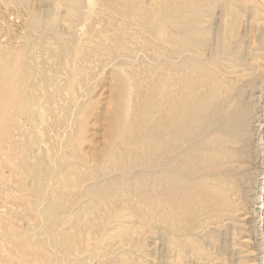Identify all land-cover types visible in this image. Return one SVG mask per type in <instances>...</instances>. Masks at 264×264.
Instances as JSON below:
<instances>
[{
  "label": "rangeland",
  "instance_id": "374dc122",
  "mask_svg": "<svg viewBox=\"0 0 264 264\" xmlns=\"http://www.w3.org/2000/svg\"><path fill=\"white\" fill-rule=\"evenodd\" d=\"M114 1H110L111 3L103 2L104 4H102L101 0V3H99V0H70L66 4L63 3V6L57 7L52 0H0V50H2L0 51V60H2L3 62L2 65L9 70L12 69L13 71H21L20 73L18 71L16 72L21 75L20 77L17 75L19 79V85L22 81L25 80V83L22 82L23 86L25 84L24 88L26 87V85V88H30L31 85H34L33 87H31H36L35 89L37 90L35 91L31 88L34 91L33 93L30 89V92H32L31 94L36 95L35 98L37 101L36 107L34 106V108H36L37 110L32 107L33 105L30 106V108L32 107L31 109L33 110H31L32 113L30 112L31 115H33V113L35 114L33 115V122L30 121V116H28L26 113L23 114L20 112L19 114L17 113V115L15 114V116L19 117H16V119L18 120L15 121V119H11V121L8 122V124H10L8 126V129L10 131L12 129V136L10 134L9 136L13 137L14 141L12 140V138L7 141L8 143L5 141L4 145H6H3L2 147L5 149H3L4 151H0V158L2 159H0V163L4 165L8 160V158H6V154H8L9 156L11 154V156H13L14 154L13 157H17L16 160L18 159L20 162L23 160V158L21 159L20 156H27L26 162L28 163V161H31L28 164H35L39 157L43 162L47 159V163H43V168H46L44 170L48 169L46 173L49 172V169L53 166V164H58L60 166H63V168L65 166H76V174L80 173L81 175H83V177H88V175L90 177V173L92 174L95 172L94 176H99L96 179V181L99 183L106 182L105 180L109 179L110 182L108 181L109 185L106 186V192L108 193V195L110 194L108 196L110 199L107 198L108 200H99V203H97V205L99 206L97 208L99 209L98 211L93 209L91 212H89V214H87L86 212L88 211V209H84L82 211L83 213H78L79 216L76 214V216H74L73 218L75 221H80L78 224L79 227H77L78 234L76 233V236L78 238L75 237V242H73V240L71 242L73 243V246H75V244H77L76 246H78V248L79 246H81V248L79 249L82 252L84 251V254H82L81 256V261L79 262L80 264H264V0H202L203 2L201 0H197V2H199L200 4L197 8L194 9H191L185 6V4H182V0H177V3L179 4L178 6L180 7H178L177 12L174 13L175 16L165 13L162 15V17L160 16L158 21H155V23L150 24L149 26L143 25L145 17L148 15V13H146L147 8L150 7L149 0H126L125 6L123 7V5H121L120 12H118L119 14H122L121 9L125 10L126 13L122 15H119L117 12L114 13L113 9L115 8L113 5V7L109 6L111 8H108V6L105 5H118V0L116 1V3ZM194 1L196 2V0ZM140 6L143 7V10L141 11L139 10V8L141 9ZM67 7L71 9L68 10ZM94 7L96 8L95 10H93ZM101 7L102 10L100 11L98 8ZM125 7H127V9ZM94 11H96V13ZM201 11L203 12L201 13ZM184 12L188 13L189 15L181 17ZM57 16L60 17L57 18ZM35 18L36 21H34ZM191 18H198L199 23L194 24L191 21ZM37 21L39 24L37 23ZM119 22L121 23V25ZM123 23L125 26L122 25ZM163 26H165V29L169 30V36H171L172 32H182L181 36L183 38V41L181 42V44H179L180 48L182 46L181 50L183 53L198 54V56L200 55V59L198 60L200 61L199 66L201 62L205 63L208 61V59H210L212 54L211 49L214 46H217L219 32L221 33L223 30L229 29L226 33L225 39L228 44L224 42V50L222 51L223 54L221 52V54L219 55L221 57L220 59H222L223 62L220 61V67H217L218 69H215L216 72L213 70V74H216V76L225 75V82L223 83L222 88L223 91H229L228 93L232 95L230 99L235 98L234 100L238 101L243 108H246L249 114L247 123L250 130V140L247 142V144L245 142V145L243 144V146L244 148L248 147L247 150H249L250 152H248L247 155L244 154L241 156V154H239L235 156L233 159H230V161H228L229 165L227 164L228 167L231 168L232 173L229 174V176L231 178V182L233 180L232 184L234 188L232 190L233 193L230 194V197L232 198L231 204L234 206V208L232 207V205H230L231 208H229L230 210L234 211V215H232V211H228V208L227 210L222 211V213L221 211L217 213L222 214L223 216L220 218V220H218V218L216 217L214 218L216 222L212 220V222L209 221L208 223L207 219L209 218L210 213L215 214L216 211L209 212L208 209L205 208L207 206V198L205 196H202V198L200 197V200H198L197 202V204H200L197 207L198 210H195V207L193 211H186L185 213H183L182 217H187L186 219H183L185 220V225H181L182 229L177 227L179 231L178 229L176 230V240L179 239L180 241H185V239L187 240V238L189 237V242L186 241L184 243V241H182V244L179 242V246L181 245V248L179 249L184 252V255H179L176 249L172 250V247H170V242L172 240L171 234L168 230H161V227L164 228L165 226L160 222L159 219H157V217L155 218V214L153 215V211L151 212L153 208H151L152 206H150L147 202L152 197L154 199H156L157 197L158 186L155 183L157 178V165L153 158L154 155H152L153 153H155V151L153 150H155L156 146L151 145V150L149 153L147 151L146 153H136V155H131L130 153L125 154L128 156H125L126 158L124 157V163H122L123 161L119 160V162L112 164L104 170H101V168L92 167L94 166V163L90 159V154L92 152L100 151L109 143L108 133L110 131V127L108 125L107 118L109 112L113 109L112 94L114 87L118 84L117 76L118 78L120 77L122 79L123 77L125 79V77L127 78V76H129L128 78L130 79V83L131 85H133L131 87H136H134L135 89H131V91L134 90L132 92V98L133 100H135L136 98L140 97V108L143 107L144 109V103L146 100L147 102L150 101L148 102L150 104L155 100L157 89L154 86L157 85V81L161 76H163V74H167V72L170 73L171 70L169 68H171L172 65L169 64H173L175 59L174 55H176L174 51V43L171 41V38L166 40L163 39V41H161L162 39L160 34H156L154 29L161 28ZM142 27L145 28L143 29ZM125 28L129 30V33L127 29L124 30ZM140 28L142 31L140 30ZM121 29L124 32L121 31ZM188 29L189 31H191V34H188V32H186V30ZM56 30H58V32ZM119 31L122 33H119ZM136 35H139V37H137ZM106 38H108L109 40ZM18 49L20 52L18 51ZM227 49L229 51L226 53ZM97 50L99 51V53ZM25 51L27 54H22L25 53ZM257 55L261 57H258ZM17 57L19 58V61L22 60L20 62V66H22L23 68L19 66ZM20 57L23 58L20 60ZM78 58L80 61L78 60ZM258 60L260 61L258 62ZM12 61H14L15 63ZM23 62L27 63V65ZM28 62L30 65H28ZM195 62H197V60ZM13 63L16 67H19V69L16 68ZM161 66L163 67L161 68ZM199 66L195 68H199ZM253 67L255 68V70ZM122 69L124 71H122ZM126 72L129 74H126ZM248 73L250 76L248 75ZM28 80H31V82H29ZM226 81L227 83L229 82L228 84L230 87L227 86L228 84H225ZM22 85H20V87ZM139 86L141 87L139 88ZM39 103L41 104L38 105ZM154 103L156 102L154 101ZM232 103H234V101ZM150 104H148L149 107L145 108L146 111H148V109L151 107L152 104ZM40 106L44 109H42V114L44 115H41ZM34 117L38 119H35ZM65 117H67V120ZM12 120L16 122V124ZM28 120L32 123H28ZM11 125H13V128ZM37 130L39 133L37 132ZM61 134L63 135L62 137ZM138 134L139 133L133 135L132 137L130 136V138H132V141H130L132 146L133 144H135V142H141V140L145 139L143 133L137 136ZM65 138L67 139V141L65 140ZM8 144L11 145V147ZM15 144L16 147L19 146L17 149L16 147H13L15 146ZM223 145L225 144H222L220 147H222ZM8 147L11 148V150ZM126 148L128 147L124 145L119 146V149L123 151H125ZM39 150L43 152L39 153ZM41 154H44L46 156H43ZM143 155L146 156V160L142 159ZM147 155H149L148 159ZM3 156L5 157L3 158ZM56 159L63 162L60 164V161H58V163ZM85 160H87V162H85ZM75 162L77 163L75 164ZM140 163H142V165ZM46 165L47 167L49 165V168H47ZM82 165H89L90 167H84L86 169L85 171L83 167V170L81 169ZM13 167L8 161L4 166L0 165V226H5L16 231H33V228L24 218V211L22 210L23 208L20 205L21 203L17 199H15L17 198L16 196L20 195L19 192L21 191L19 186L22 184L21 182L23 181V178H20L21 176L15 170L16 168ZM43 168L42 171H44ZM89 168H92L93 172ZM99 170H101L102 173ZM141 170L144 172L143 176L141 174H138V171ZM87 171H90L88 172L89 174L86 173ZM14 172H16V176L19 179H17V177L13 175L15 174ZM46 173L44 176H48L46 175ZM105 175L108 176L106 177V179H104ZM124 175L126 176V178L122 180L121 177ZM44 178L41 179L42 183L45 181L47 182V179ZM24 179H26V182L28 181L26 183L28 184V186L31 185V176H27L26 178L24 177ZM127 181L129 183H127ZM18 182L19 184H17ZM194 184L196 183L194 182ZM234 184L237 187H235ZM110 187H112L113 189ZM117 188L121 189L118 193L122 194H118L116 198L114 195V190ZM233 197L235 198V201H233ZM13 200H16V202H13ZM69 201L67 200L65 202L67 207L75 205L74 203L76 199H72ZM101 201H105V204H102ZM234 202H236V204ZM70 209L71 208H68V210ZM196 211L197 214L195 215ZM98 212L101 214H98ZM191 212H195L193 213L195 216L191 214ZM85 213L87 215H85ZM92 213H95L96 216L95 214H93V216H95L93 217ZM121 214L123 216L125 215V218L128 220V222H130L128 224L129 227H125L124 229L126 230L123 229L122 231L125 233H123L125 237L122 235V239L120 236V238H116L117 235L114 236L116 232H114L115 230L113 229V232H110L113 235V240L110 239L112 241L109 242L108 240H106L107 238L105 236H102L103 233H105L104 230L107 227H110L111 229L115 227L114 224L117 220H115L114 218L118 219ZM21 215L23 216V218ZM81 215L82 217L85 216V219H83ZM89 215L91 218L86 217ZM188 215H193L194 217H189ZM204 215L206 217H204ZM224 216H226V218L228 217L230 220H228V218L226 219ZM88 218L89 220L92 219V221H87L86 219ZM203 219H206V221H204ZM82 220L83 222L86 221L87 223L84 222V224H82ZM95 220L96 222L92 224V222ZM199 222L205 223L202 225ZM80 223L82 225H80ZM198 223L201 225H198ZM27 225L28 227H25ZM82 227L84 229H82ZM79 228L82 229V235H84L85 237L79 236L81 235V230ZM87 228L90 229L87 230ZM92 229H94L95 231L93 230V232ZM181 230H184L185 233L181 232ZM86 235L88 236V238L93 237L95 239V243H97V249L95 248L93 251L84 250V248L87 249L85 247L88 240ZM182 236L184 239L182 238ZM201 238H204V240H202ZM75 239H77L78 241H76ZM79 239H81V242ZM82 239L84 240V242L82 241ZM190 240H193L192 243ZM107 241L109 244L107 243ZM195 241L196 245H192L195 244L193 243ZM83 243H85L84 247L83 245H81ZM188 243H190V245H188ZM203 258H205V260ZM115 261L118 262L116 263Z\"/></svg>",
  "mask_w": 264,
  "mask_h": 264
},
{
  "label": "bare ground",
  "instance_id": "6f19581e",
  "mask_svg": "<svg viewBox=\"0 0 264 264\" xmlns=\"http://www.w3.org/2000/svg\"><path fill=\"white\" fill-rule=\"evenodd\" d=\"M52 1L55 3V6L59 7V6H63L62 5L63 3L66 4L70 0H52ZM101 1H102V4H104L103 2L109 3L110 1L112 2L114 0H105V1L101 0ZM116 1H114V2L116 3ZM125 1L126 0H118L117 1L118 5H114V4H105V5H107L108 8H111V7L114 6L115 9L112 8L114 10V13L115 12L118 13V12H120V6L121 5H123V7L125 6ZM119 2H121V3H119ZM99 3H101L100 0H99ZM149 4H150V7L147 8V12H146V13H148V15L147 16L145 15L146 17H145V21H144V24H143V25H146V26H149L150 24L155 23V21H158L160 16L162 17V15L165 14V13L166 14H170V15H174V13L177 12L178 7H180V6H178L179 4L177 3V0H149ZM182 4H185V6L191 8V9H194V8H197L200 3L197 2V0H196V2L194 0H182ZM182 4H180V5H182ZM96 5H95V7H96ZM105 5H103V6H105ZM109 6H111V7H109ZM115 6H117V7H115ZM129 6H130V3H129ZM95 7L93 8V10L96 9ZM132 7H133V5H132ZM67 8H68V10L71 9L69 7H67ZM125 8L127 9V7H125ZM142 8L143 7H141V9L139 8V10L140 11L143 10ZM98 9L101 11L102 7L98 8ZM228 9H229V7H228ZM55 10H56V8H55ZM107 11H108V9H107ZM124 11L125 10L121 9V13L122 14L126 13V11L125 12ZM127 11H129V10H127ZM94 12L96 13V11H94ZM103 12H104V10H103ZM144 12H145V10H144ZM202 12L203 11H201V13ZM69 13H70V11H69ZM122 14H119V15H122ZM59 15H60V13H59ZM187 15H189V14L184 12V14H182L181 17L187 16ZM37 16H39V15H37ZM37 16H36V18H37ZM58 17H60V16H57V18ZM36 18L34 19V21H36ZM178 19H179V17H178ZM192 19L193 18H191V21L194 24L199 23L198 22L199 21L198 18L193 19V20ZM37 23H38V21H37ZM40 25H41V22H40ZM120 25H121V23H120ZM122 25H124V23ZM130 28H133V27H130ZM136 28H137V26H136ZM142 28L144 29L145 27H142ZM126 29L127 28H125L124 30H126ZM154 29H155V33L156 34H160L161 39H162L161 41H163V39L166 40V39L171 38V41L174 43V46H175L174 47L175 48L174 51L176 53V55H174L175 59L173 57V59H174L173 64L172 63L169 64V65H172L171 68H169V66H168V68L171 70L170 73L167 72V74H163V76H161V77L159 76L160 79L158 78L159 79L157 81L158 83H157V85L154 86L157 89V94H156L155 100H154L156 103H154V101H153L151 103L153 105L152 106L150 103H148L150 101L147 102V100H146L145 103H144L145 104L144 109H143V107L140 108L141 98L138 97L135 100H133V98H132V92L134 90L131 91V89H135L136 87L135 86H134L135 88L131 87L133 85H131V83H130V79L128 78L129 76H127V78L125 77V79H124V77L122 79L120 77L118 78V76H117L118 84L114 87L113 94H112L113 109L109 112V115H108V118H107L108 125L110 127V131L108 133L109 143L103 149H101L100 151L92 152L90 154V159L94 163V166H92V167L101 168V170H104V169H107V167L111 166L112 164L119 162V160L123 161L122 163H124L125 162L124 157L128 156V155H125V154H129L130 153L131 155L132 154L136 155V153H140V152L146 153L147 151L149 153L150 150H151L150 146L151 145L152 146L153 145L156 146L155 150H153V151H155V153H153L152 155H154L153 158H154V161H155V163L157 165V170H156L157 171V173H156L157 178H156V181H155V183L158 186L157 197H156V199H154L153 197L152 198L150 197L151 199L148 198L150 201L148 200L147 202L149 203L150 206H152L151 208H153L151 210V212L153 211L152 214L153 215L155 214V218L157 217V219H159L160 222L165 226L164 228L161 227L162 228L161 230H164V229H165V231L168 230L169 233L171 234L172 240L170 239L171 240V242H170L171 246L170 247H172V250L176 249V251H178L179 255H184L183 254L184 252L179 249V248H181V245L179 246V242L181 243L184 240L180 241L179 239H177V240L175 239L176 238V230L178 229L177 227L181 228V225H183L185 223L184 222L185 220H183V219L187 218V217L186 218L182 217L183 216L182 214L185 213L186 211H189V212L193 211L195 207H196L195 208V210H196L197 207L200 205V204H197V202H198V200H200V197L202 198V196H205L207 198V200H206L207 201V204H206L207 206L205 208H207L209 212H215L216 211L215 214L210 213V216L207 219L208 223H209V221L212 222V220L215 221L214 218H216V217L218 218V220H220V218L223 217V216H222V214H217V213L219 211H221V213H222V211L227 210L229 207L231 208L230 205H232L231 204L232 198L230 197V194L233 193L232 190L234 188H233V184H232L233 180L231 182V178L229 176V174H231L232 172H231V168L228 167V165H229L228 161H230V159H233L235 156H237L239 154H241V156H242L244 154L247 155V153L250 152L249 150H247L248 147L244 148V146H243V144L245 145V142L247 144V142L250 140V130H249L248 123H247L249 114H248V111L246 110V108H243L239 104L238 101L234 100L235 98L234 99H232V98L230 99V97H232V95L228 93L229 91H227V90H226V92L223 91L222 88H223V83L225 82V77H224L225 75L216 76V74L215 75L213 74L214 71L216 72L215 69L217 67H220L219 65L221 64L220 61H222V59H220L221 57L219 55L224 50V44H225L224 42H226L225 41L226 33H227V31L229 29L228 30H223L221 33L219 32V34H218V43H217V46L213 45L214 47L211 49L212 50V54H211L210 59H208V61L205 62V63L201 62L200 66H199V62L200 61H198L200 59V57H199L200 55L198 56V54L183 53L182 52V50H181L182 46L180 48V45H179L183 41V38L181 36L182 32L181 33L178 32V31L177 32H172L171 36H169V34H170L169 30L165 29V26H163L161 28H154ZM225 29H227V28H225ZM140 30H141V28H140ZM56 31L58 32V30H56ZM121 31H123V30L121 29ZM186 32H188V34H191V31H189V29L186 30ZM119 33H122V32L119 31ZM128 33H129V30H128ZM140 34H141V32H140ZM147 34H149V33H147ZM84 35H85V32H84ZM133 35H135V34H133ZM139 35L138 36L136 35V36L139 37ZM184 36H186V35H184ZM106 39H108V38H106ZM161 41H159V42H161ZM171 41H170V43H171ZM227 41H228V38H227ZM39 44H40V42H39ZM226 47H229V46H226ZM44 48H46V47H44ZM171 49H173V48H171ZM11 50H13V49H11ZM0 51H2V50H0ZM18 51H19V49H18ZM228 51L229 50L227 49L226 53ZM98 53H99V51H98ZM22 54H27V53L25 51V53H22ZM80 54H81V52H80ZM222 54H223V52H222ZM204 55H206V54H204ZM258 57H261V56H258ZM22 58L23 57H20V60ZM129 58H131V57H129ZM129 58H128V60H129ZM17 59L19 61L18 57H17ZM26 59H27V57H26ZM30 60H31V58H30ZM78 60H79V58H78ZM196 60H197V62H195ZM201 60H202V58H201ZM21 61H19V66H20V62ZM27 61H28V59H27ZM27 61H25V62H27ZM259 61L260 60H258V62ZM12 62H14V61H12ZM25 62H23V63L27 65V63H25ZM2 63H3L2 60H0V151L5 149V148H2L4 143H5V141L6 142L9 141L10 138H12V140L14 141L13 137L9 136V134L11 135L12 129H11V131L8 129L9 128L8 126L10 125V124H8V122L11 121V119H15V121L18 120V119H16V117H18V116H15V114L17 115V113L19 114V112L23 113V114L26 113L28 116H30L29 117L30 121L33 122V115H35V114L33 113V115H31V113H32L31 112V110H32L31 108L32 107L34 108V106L36 107V105H37V101H36V98H35L36 95L31 94L32 92L34 93L33 90L37 91L35 89L36 87L32 88L34 85L33 86L31 85L32 87L30 86V88L28 87L29 88L28 89V88H26L27 87V85H26V87L24 88L25 84L23 86L22 82H24L25 80L21 82L20 85H22V86L20 87V85L18 84V80H19L18 76L19 77L21 76V75H19V73L21 71L19 72V70H17V69L16 70L19 73H16L17 71H13L12 69H10V70H12V71H10L8 68L4 67L2 65ZM161 64H163V63H161ZM28 65H30L29 62H28ZM164 65H166V64H164ZM14 66H15V64H14ZM163 66H161V68ZM197 66H199V68H195ZM15 67H14V69H15ZM20 67H22V66H20ZM16 68L19 69V67H16ZM120 68H121V66H120ZM123 69H122V71H124ZM164 69H166V68H164ZM200 69H202V70H200ZM198 70H199V72H198ZM254 70H255V68H254ZM161 72H163V71H161ZM122 73H124V72H122ZM79 74H77V75H79ZM126 74H129V73L126 72ZM238 75H239V73H238ZM248 75H249V73H248ZM29 82H31V80ZM228 83L226 81L225 84L227 85ZM32 84H34V83H32ZM141 86H139V88ZM227 86H229V84ZM233 88H235V87H233ZM30 89H31L32 92H30ZM137 89H138V86H137ZM139 90H141V89H139ZM133 94H135V93H133ZM39 95H41V94H39ZM135 97H136V95H135ZM231 101L232 102L234 101V103H232ZM147 103L151 105V107L148 109V111L145 110V108L149 107V105ZM40 104L41 103H39L38 105H40ZM30 106H32V107L30 108ZM34 109H36V108H34ZM42 109L43 108L41 107V110H40L41 111V115H44V114H42L43 113ZM38 111H39V109H38ZM144 111H146V112H144ZM44 113H48V112H44ZM65 118L67 120V117H65ZM35 119H38V118H35ZM30 121L28 120V123ZM19 122H20V120H19ZM32 122H30V123H32ZM14 123L16 124V122H14ZM67 125H69V124H67ZM11 126L13 128V125H11ZM58 131H59V129H58ZM8 132H10V133H8ZM37 132H38V130H37ZM62 133H63V131H62ZM137 133H139V134L143 133L145 139L142 138L144 140H141V142H135V144H133V146H132V144L130 142V141H132V138H130V136L132 137L133 135H135ZM139 134L137 136H139ZM62 136L63 135L61 134V137ZM42 137H43V135H42ZM29 138H31V137H29ZM65 140L67 141L66 138H65ZM79 141H77V142H79ZM16 144H17V142H16ZM16 144H15V146H13L14 148L16 147ZM222 144H225V145L222 146L223 148L220 147ZM11 145H12V143H11ZM11 145H9V146L11 147ZM121 145L122 146L124 145V146H126L128 148H126V150L124 149L125 151L120 150L121 148L119 149V146H121ZM18 147L19 146H17L16 149ZM23 148H24V146H23ZM6 149H7V147H6ZM9 149L11 150V148H9ZM19 150H20V148H19ZM40 152H43V151L39 150V153ZM9 154H11V153H9ZM44 154H41V155L46 156ZM10 156L8 154H6V158H8V160L7 159L6 160L12 165V167L14 166L16 168L15 170L21 176L20 178H23V181H24V182L22 181L21 182L22 184L19 186L20 187V191H21V192H19L20 195L16 196L17 198H15V199H17L21 203L20 205L23 208L22 210L24 211V213H23L24 214V218L27 220V222L33 228V231L32 230L31 231H26V232L25 231H16V230H12L11 228L9 229V228H7L5 226H0V264H80L79 262L81 261V256H82V254H84L83 253L84 251L82 252L79 249V248H81V246H79V248H78V246H76L77 244L74 243L75 246H73V243H71L72 240H73V242H75L74 238L77 237L76 236V233L78 231L77 227H79L78 224H79L80 221L79 222L75 221L73 218H74V216H76V214L77 215H78V213L81 214V212L84 209L85 210L88 209V211L86 212L87 214H89V212H91L93 209L98 211L99 209H97V208L99 206L97 205V203H99V200H104V199H107V198L110 199L108 197L110 194L108 195V193L106 192L107 191V187L106 186L109 185V182H110L109 179L108 180L106 179V177H108V176L107 175L104 176L105 177L104 179H106L105 180L106 182L99 183V182L96 181V179L99 176L98 177H97V175L94 176L95 172L92 173V174L90 173V175H91L90 177H89V175H88V177H86L85 175H84L85 177H83V175H81L80 173H77L78 174V176H77V174H76V172H77L76 166H65L63 168V166H60L58 164L57 165L53 164V166L49 169V172L46 173V171L48 169L44 170L46 168H43V165H44L43 163H47L46 162L47 159H46V161L43 162L42 159L37 156L38 160L36 161L35 164H31V163L28 164L31 161H28V163L26 162V159H27L26 157L27 156H24V155H23L24 157L20 156L21 159L23 158V160L21 162L18 159L17 160L19 162L16 160L17 157H13L14 154H13V156H11V157ZM148 156L149 155H147V159H148ZM4 157L5 156H3V158ZM20 157H19V159H20ZM33 157H34V155H33ZM44 158H46V157H44ZM145 158H146V156L143 155L142 159H145ZM35 159H33V160H35ZM87 160H85V162H87ZM54 161H53V163H54ZM58 161H60V160H57V162ZM6 162H5V164H6ZM49 162H51V161H49ZM62 162L60 161V164ZM76 163L77 162H75V164ZM75 164H73V165H75ZM140 164L142 165V163H140ZM150 164H151V161H150ZM0 165L4 166L2 163H0ZM70 165H71V163H70ZM83 165L81 166L82 170H83L84 167H88L89 166V165L88 166H86V165L83 166ZM78 166H79V163H78ZM122 166H123V164H122ZM127 166H128V164H127ZM46 167H47V165H46ZM42 168H43L44 171H42ZM47 168H49V165H48ZM89 169L92 170V168H89ZM101 170H99V171L101 172ZM13 171H12V173H13ZM85 171H86V169H85ZM141 171H138V174L139 175L141 174L143 176L144 172L143 171L141 172ZM74 172H75V176H74ZM88 172H90V171H87L86 173H88ZM92 172H93V170H92ZM104 172H106V171H104ZM14 173L15 174H13V175L16 176V172H14ZM45 173L48 176H44ZM147 173H149V172H147ZM97 174H99V173H97ZM107 174H108V172H107ZM27 176H29V177L31 176L32 177V180L30 179L32 181V183L30 181L31 185H29V186H28V184H26L28 181L26 182V179H24V177L26 178ZM101 176H102V174H101ZM44 177H46V178H44ZM43 178L47 179V182L45 181V182L42 183L41 179H43ZM125 178H126L125 175L121 177L122 180H124ZM17 179H19V178L17 177ZM194 182L196 184H194ZM127 183H129V182L127 181ZM17 184H19V182ZM32 184H33V186H32ZM137 186H138V183H137ZM235 187H237V186L235 185ZM110 188H112V187H110ZM110 188H109V190H110ZM117 189L114 190L115 197L119 194L118 193L119 190H121V189H118V190ZM18 190H17V192H18ZM236 190H237V188H236ZM28 194L30 195V197H29ZM120 194H122V193H120ZM143 194H145V193H143ZM111 196H112V194H111ZM234 196H235V194H234ZM124 197H126V196H124ZM205 197H203V198H205ZM242 198H241V200H242ZM72 199L73 200L76 199V201L74 203L75 205H73L71 207L70 206L67 207L65 202L67 200L69 201V200H72ZM233 199H234L233 201H235L234 197H233ZM14 201L16 202V200H13V202ZM69 203H70V201H69ZM103 203L105 204V201H103L102 204ZM234 203L236 204V202H234ZM136 206H137V204H136ZM145 206H146V204H145ZM107 207H108V205H107ZM134 207H135V205H134ZM232 207L234 208L233 205H232ZM263 207H264V203H263ZM68 208H71V209L68 210ZM101 208H100V211H101ZM230 208L228 209V211L230 210ZM136 209H138V208H136ZM230 211H232V210H230ZM99 212H98V214H101ZM86 213H85V215H87ZM131 213H132V211H131ZM193 213H195V212H193ZM193 213L191 212V214H193ZM231 213H233L232 215H234V211H232ZM231 213H229V214H231ZM93 214H95V213H92V216H93ZM196 214H197V211H196L195 215ZM223 214H224V212H223ZM229 214H228V216H229ZM90 215L86 216V217L91 218ZM139 215H140V213H139ZM145 215H147V214H145ZM193 215H191V216H193ZM95 216H96V214H95ZM95 216H93V217H95ZM191 216H189V217H191ZM226 216H224V217L226 218ZM81 217H82V215H81ZM204 217H206V216L204 215ZM22 218H23V216H22ZM82 218L85 219V216L82 217ZM89 218L86 219V220L88 221ZM114 219L117 220L116 223L114 224L115 227H113L112 229L110 227L105 228V230H104L105 233H103V235H102L103 237L105 236L107 238L106 240H108L109 242L113 240L112 239L113 235H112V233H110V232H113V229L115 230L114 232H116V234H114V236L117 235L116 238H118L119 236L121 237L122 235L124 236L125 233L122 232V231H123V229L125 227H129L128 224L130 223L125 218V215L123 216L122 214H121V216H119L118 219H116V218H114ZM222 219H221V221H222ZM90 220L92 221V219H90ZM90 220H89V222H91ZM203 220L206 221V219H203ZM228 220H230V219L228 218ZM232 220H235V219H232ZM108 221H109V219H108ZM81 222H83V220ZM84 222L87 223L86 221H84ZM84 222L82 224H84ZM89 222H88V224H89ZM94 222H96V220L93 221L92 224H94ZM201 222H199V223H201ZM199 223H198V225H201V224L203 225L205 222H203L201 224H199ZM82 224L80 223V225H82ZM88 224H86V225H88ZM25 225H26V223H25ZM86 225H84V226H86ZM20 226H21V224H20ZM25 227H28V225L25 226ZM31 227H29V228H31ZM82 229H84V228L82 227ZM82 229H80L81 230V235H79V236L83 237L84 235H82ZM88 229H90V228H87V230ZM93 230L94 229H92V231ZM124 230H126V229H124ZM178 231H179V229H178ZM89 232H90V230H89ZM181 232H184V230L183 231L181 230ZM87 238H88V236H87ZM182 238H183V236H182ZM188 238H187V240L185 239L184 243L186 241H188ZM110 239H112V240H110ZM121 239H122V237H121ZM75 240L78 241L77 239H75ZM79 240L81 242V239H79ZM202 240H204V238ZM82 241L84 242L83 239H82ZM108 241H107V243H108ZM192 241H191V243H192ZM80 242H79V244H80ZM95 242L96 241H95V239L93 237L92 238H88L86 246H85L87 249L84 248V250L85 251L86 250L93 251L96 248V245H97V243H95ZM70 243L72 244V246H71ZM193 243H195V244H192V245H196V241L193 242ZM81 245H83V247H84L85 243H83ZM188 245H190V243H188ZM186 246H187V244H186ZM193 249H194V246H193ZM183 250H185V249H183ZM193 251H192V253H193ZM200 258H202V257H200ZM203 259L205 260V258H203ZM115 262L117 263L118 261H115Z\"/></svg>",
  "mask_w": 264,
  "mask_h": 264
}]
</instances>
